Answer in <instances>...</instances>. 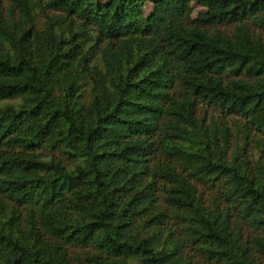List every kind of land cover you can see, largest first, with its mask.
Instances as JSON below:
<instances>
[{"label": "trees", "instance_id": "1", "mask_svg": "<svg viewBox=\"0 0 264 264\" xmlns=\"http://www.w3.org/2000/svg\"><path fill=\"white\" fill-rule=\"evenodd\" d=\"M191 1L147 14L137 0H49L61 12L45 29L32 0H11L18 20L0 9V99L21 98L0 105V264H187L188 246L264 264V170L229 161L228 126L198 113L210 103L264 133V0H195L196 17ZM234 219L259 233L244 241Z\"/></svg>", "mask_w": 264, "mask_h": 264}, {"label": "rangeland", "instance_id": "2", "mask_svg": "<svg viewBox=\"0 0 264 264\" xmlns=\"http://www.w3.org/2000/svg\"><path fill=\"white\" fill-rule=\"evenodd\" d=\"M107 0H95L96 3L105 2ZM139 2L145 13H150L153 8V0H137ZM34 5V14L36 16V25L38 29H45L47 28L49 21L47 14H59L61 12L58 9H55L49 5V0H32ZM191 17H196L199 13L206 10V6L199 4L195 0L191 1ZM14 8V11L12 9ZM0 9L3 11L5 17L10 18L12 13L14 17L18 20L20 17V10L17 5L12 4L11 0H0ZM12 12V13H11ZM13 23V19H12ZM74 23L77 25L79 23L78 19L74 20ZM232 24H218L221 28L230 29ZM28 28V26H27ZM257 32H260L262 38L264 39V29H261L258 26H254ZM68 22L63 24H57L55 27V33L59 36H69L68 31ZM83 46L87 49L93 42L95 38H91L90 35H83L80 37ZM11 51H14V45L10 43L5 44ZM90 66L92 68L91 73H87L83 75V78L79 82V94H80V101L88 104L92 101L94 95V87L96 85V78L97 74L95 73V69L101 68L103 69L102 61L100 56L97 55L95 57L92 56L90 59ZM98 67V68H97ZM21 98H2L0 99V105H6L9 103H19ZM198 113L205 117V122L207 124H211L213 121L217 122L221 126L225 123L230 132V140L227 151L225 153V157L231 161L236 162L242 165L249 171H254L255 173L259 172L260 170H264V133L255 129H252V133L250 136H246L243 128L240 126V123H245V119L241 116H238L233 113L225 112L222 108L206 103L200 102L198 107ZM258 138H260L258 140ZM221 142H223L221 140ZM198 189L202 192L204 198L208 201L211 200V197L215 194L213 186H210L206 182H198L197 183ZM236 223L237 230L239 231L242 239L244 241L250 240L254 235L259 233V230L256 228L248 225L245 220L234 219ZM79 251L81 249L76 248ZM183 259L185 262L189 264L190 260L199 262V264H212L209 261L205 260L201 253H198L195 249L188 246L183 249ZM184 262V263H185ZM193 264V263H190Z\"/></svg>", "mask_w": 264, "mask_h": 264}]
</instances>
